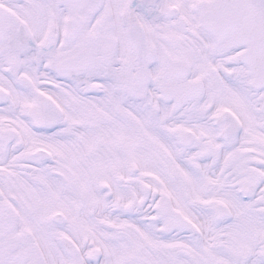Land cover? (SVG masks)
<instances>
[{
    "label": "snow or ice",
    "instance_id": "snow-or-ice-1",
    "mask_svg": "<svg viewBox=\"0 0 264 264\" xmlns=\"http://www.w3.org/2000/svg\"><path fill=\"white\" fill-rule=\"evenodd\" d=\"M0 264H264V0H0Z\"/></svg>",
    "mask_w": 264,
    "mask_h": 264
}]
</instances>
